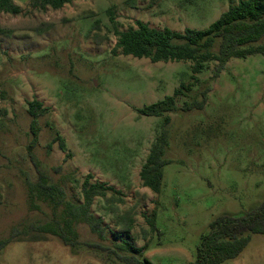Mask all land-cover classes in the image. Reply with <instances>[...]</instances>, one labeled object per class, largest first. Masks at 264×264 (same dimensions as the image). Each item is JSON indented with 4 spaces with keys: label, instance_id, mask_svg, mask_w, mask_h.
Listing matches in <instances>:
<instances>
[{
    "label": "rangeland",
    "instance_id": "1",
    "mask_svg": "<svg viewBox=\"0 0 264 264\" xmlns=\"http://www.w3.org/2000/svg\"><path fill=\"white\" fill-rule=\"evenodd\" d=\"M27 1V2H26ZM0 13V239L14 227L44 223L48 206L30 204L27 182L37 174L28 153V103L47 111L32 153L69 199L82 202L87 175L122 193V202L95 198L91 211L106 226L104 237L89 224L78 226L74 249L53 236L11 242L0 264H123L109 249L122 241L146 246L153 264H188L209 224L218 216H241L264 199V56L231 59L214 76L215 62L193 74L190 62H158L124 56L108 10L121 31L136 21L151 28L206 29L239 0H74L59 10ZM191 87L178 107L200 101L202 110H178L163 118L136 109ZM166 130L168 147L160 193L144 187L140 171L152 146ZM59 134L67 151L52 144ZM155 213L156 229L146 217ZM134 225L123 230L125 215ZM223 264H264V235L254 234L236 259Z\"/></svg>",
    "mask_w": 264,
    "mask_h": 264
},
{
    "label": "trees",
    "instance_id": "2",
    "mask_svg": "<svg viewBox=\"0 0 264 264\" xmlns=\"http://www.w3.org/2000/svg\"><path fill=\"white\" fill-rule=\"evenodd\" d=\"M74 0H30L27 5L34 11H45L47 8L59 10ZM24 9L13 0H0V13L20 15ZM110 23L113 25L117 38L115 50L124 56L138 59H149L152 63L190 62L193 74H200L210 62L216 63L214 76L225 69L226 64L233 58L246 59L249 56H264V0H239L229 5L217 20L206 29L186 28L183 32L169 28L155 29L147 23L136 21V27L121 31L115 21L113 7L108 10ZM5 30L0 29V33ZM191 87L182 85L171 96L163 100L136 109L141 116L163 118L164 124L171 121L169 114L178 110L190 112L193 109L202 110L206 104L205 89L200 101L193 100L178 107L177 98L183 91ZM47 111L42 103L33 100L28 103V113L31 117V141L28 153L36 169L37 181L27 182L30 204L38 208L39 204L49 207L50 219L44 223L23 225V229L14 227L7 239H0V250L11 242L42 241L46 236L59 239L64 246L74 249L81 246L78 226L89 224L93 230L104 237L106 226L99 217L91 211L95 198L118 200L122 202V193L114 187L104 183H92V175H87L81 185L82 202L69 199L66 189L55 183L48 172L43 170L32 153L36 146L41 126L39 118ZM59 143V148L66 152V143L57 134L52 144ZM168 147L166 130H163L151 148L150 154L140 171V178L144 187L155 193H160L163 183V169L170 163L164 159ZM123 230L129 234L134 220L125 215ZM151 231L156 229L155 213L146 217ZM264 235V199L248 213L235 216L223 214L209 224V231L200 238L194 260L188 264H223L238 258L251 241L252 235ZM116 249H109L115 258L123 264H153L144 257L146 246L136 247L128 241L116 245Z\"/></svg>",
    "mask_w": 264,
    "mask_h": 264
},
{
    "label": "crops",
    "instance_id": "3",
    "mask_svg": "<svg viewBox=\"0 0 264 264\" xmlns=\"http://www.w3.org/2000/svg\"><path fill=\"white\" fill-rule=\"evenodd\" d=\"M14 1V3L16 4L17 3V0H13ZM27 2V1H26Z\"/></svg>",
    "mask_w": 264,
    "mask_h": 264
}]
</instances>
